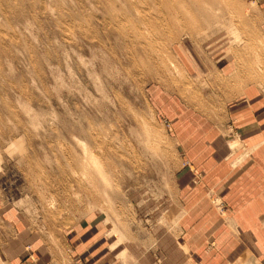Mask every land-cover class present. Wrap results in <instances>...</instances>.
Listing matches in <instances>:
<instances>
[{"label": "rangeland", "instance_id": "374dc122", "mask_svg": "<svg viewBox=\"0 0 264 264\" xmlns=\"http://www.w3.org/2000/svg\"><path fill=\"white\" fill-rule=\"evenodd\" d=\"M225 57L232 79L264 89L250 0H0V194L60 264L73 249L82 264L90 235L94 255L130 264L122 245L174 229L182 161L165 95L202 97Z\"/></svg>", "mask_w": 264, "mask_h": 264}, {"label": "crops", "instance_id": "0c3cea01", "mask_svg": "<svg viewBox=\"0 0 264 264\" xmlns=\"http://www.w3.org/2000/svg\"><path fill=\"white\" fill-rule=\"evenodd\" d=\"M250 1L264 38V0ZM214 66L204 98L165 95L182 161L175 176L176 223L146 248L122 245L119 253L125 251L130 264H264V89L232 79L230 57ZM29 245L33 263L25 256ZM92 247L90 235L77 250L82 264H122L112 263L111 254L94 255ZM58 250L33 235L0 194V264H60ZM70 255L68 264L76 250Z\"/></svg>", "mask_w": 264, "mask_h": 264}, {"label": "bare ground", "instance_id": "6f19581e", "mask_svg": "<svg viewBox=\"0 0 264 264\" xmlns=\"http://www.w3.org/2000/svg\"><path fill=\"white\" fill-rule=\"evenodd\" d=\"M83 150H84V160L87 161L86 163L94 165L95 166V170H96L98 176L100 177L99 179L101 181H103L104 183H106V178L103 175L102 169L97 165L94 155L85 146L83 147Z\"/></svg>", "mask_w": 264, "mask_h": 264}]
</instances>
